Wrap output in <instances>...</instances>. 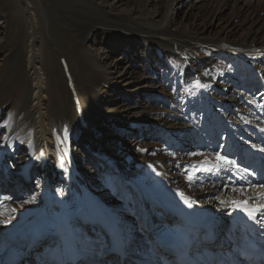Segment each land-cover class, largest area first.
<instances>
[{"label": "bare ground", "instance_id": "1", "mask_svg": "<svg viewBox=\"0 0 264 264\" xmlns=\"http://www.w3.org/2000/svg\"><path fill=\"white\" fill-rule=\"evenodd\" d=\"M54 1L75 5L94 22H100L80 29L65 52L44 40L26 0H0L6 24L0 48L6 51L4 63L9 71L0 85L10 80L14 87H25L17 124L0 147V264L10 251L26 249L33 230L43 226L50 213L65 207L72 208L68 217H72L74 241L86 260L98 255L104 264H119L100 225L105 222L118 231L130 256L154 264H175L153 242L154 221L167 218L161 205L145 196L147 187L155 182L177 200L190 196L194 202L203 201L218 210L222 214L221 236L228 227L225 218L233 213L237 199L264 205V188L251 183L245 173L247 164L264 148V0L210 3L209 13L220 15L229 8L232 18L244 28L236 42L223 37L210 39L204 31L197 33L195 24L192 32L169 30V22L162 31L156 30L162 23L140 31L142 42L161 52L170 50L185 62L181 76L192 80L193 93L183 88L180 99L172 102L170 91L160 80L144 75L127 90L133 103H113L107 109L100 98L106 93L104 88L115 89V85L93 77L90 66L101 73L105 68L88 54L83 41L92 29L106 28L104 22L111 17L92 0ZM12 11L18 14L17 23ZM198 47L212 52L206 65L219 63L215 64L220 73L217 81L207 80L195 66L187 64L188 53ZM58 53L66 54L64 64ZM63 65L69 75H63ZM148 69L146 63L145 74ZM140 86L147 91H140ZM154 98L164 102L167 116L162 119L153 112L151 124L138 125L136 132L141 137L151 131L153 138L165 145L167 154L161 157L165 168L157 159L131 148L127 143L130 135L121 127L124 123L118 122V118L136 121L140 108L146 106L144 100ZM12 102L13 92L0 107L9 111ZM25 119L29 120L30 137L21 144L10 136ZM75 144L94 165L98 160L90 151L102 159L105 165H97L98 174L89 173V164L80 157ZM168 153L177 156L173 167ZM218 154L232 163L219 160ZM198 167L205 173L197 172ZM32 170L39 174L35 180ZM97 175L105 180L98 182ZM26 253L25 261L18 264H64L58 242L51 236H45ZM122 264L134 263L124 259Z\"/></svg>", "mask_w": 264, "mask_h": 264}, {"label": "rangeland", "instance_id": "2", "mask_svg": "<svg viewBox=\"0 0 264 264\" xmlns=\"http://www.w3.org/2000/svg\"><path fill=\"white\" fill-rule=\"evenodd\" d=\"M92 1L98 3V8L104 10L105 13H108L111 17L110 20L104 22L103 26L106 28L103 30L92 29L83 41V45L88 54H90V56L92 55L94 60L105 68L103 73H101L96 68L90 66L89 68L93 73V77L101 82H110L115 85V89L110 87L104 88L106 93L102 94L100 102L105 109L110 107L113 103H117L118 105L128 101L133 103V100L128 99L127 90L134 88L135 86L133 85L136 81L141 76L144 77V75L145 77L153 76L155 79L160 80L162 86L166 87L168 92L170 91L169 94L173 97L172 102L180 99L183 88H187L189 93H193L192 80L188 77L181 76L185 62L179 57L171 55L170 50H163L161 52L155 46L151 44L147 45L145 42H142L140 38L142 33L140 31L147 30L151 25H158L161 23L162 26H159L156 30L162 31L164 25L169 22V30L192 32L194 31L193 28L195 24V29L198 30L196 31L197 33L204 31V34L210 39L223 37L229 42L238 41L242 35L241 33L244 31V28L240 27L238 22L232 18L229 8L220 15L207 11L210 3L213 1L219 2L220 0ZM26 2L36 16V23L42 32L44 40L55 48L60 47L63 52H65L66 46L68 47L70 42L73 43V41L77 39L80 29L84 30L89 25L95 24L96 22L100 23L99 21L94 22L91 16L87 17L86 14L80 11L75 5L68 6L66 3L56 2L54 0H26ZM11 15L17 23V12L12 11ZM4 18L5 13L0 5V44L5 39L6 24L5 20H3ZM211 24L212 26L209 27ZM155 37L152 39H155ZM159 38H165L164 40L169 43L172 42L171 38H167L163 35H160ZM117 41L120 42L117 43ZM68 50L66 51L67 53ZM5 54L6 51L0 48V79L9 73L4 63ZM211 54L212 52L206 48H195L188 53L189 60L187 64L189 66H195V71L198 69L200 74L207 80L217 81L220 73L217 71L215 64L218 65L219 63L215 62L214 64L206 65V58L210 57ZM58 56L61 58V61H63L62 64H64L66 54L58 53ZM146 63H149V69L145 74L144 65ZM63 71V75H69L64 65ZM6 85L11 86L9 87V89H11H7ZM140 87L142 88L143 86ZM141 88L139 89L140 91H147ZM4 90H6V92ZM12 92L13 102L11 109L5 111V109L0 107V124L2 123V125H0V147L5 141V136L10 134L17 124L18 109L25 97V87L22 85L14 87L13 82H10V80L2 86L0 85V106L6 99L7 94ZM195 92L198 95V91ZM144 101L146 102V106L142 109L140 108L136 121H132L128 118H118V122L124 123V126L121 127L130 135L127 143L131 148H135L139 155L157 159L158 164L164 167L166 166V161L163 163L161 157L164 153L167 154L165 145L155 140L153 135H151V131L143 133L141 137H137L136 132L138 125L144 123L149 126L151 124L153 112L159 113V117L162 119L167 116L166 111L163 109L164 102L157 98ZM131 107L137 108L134 107V105ZM92 117H94V115H92ZM111 125L114 129H117V124L115 122H112ZM29 137V120L25 119L19 123L18 128H16L15 132L10 136V139L17 140L18 143L22 144L27 142ZM74 148L80 151V157L83 159L85 158L86 162L89 164V173L95 172L98 174L99 168L97 165L102 162V159L97 154H94L93 151H90L89 153L94 155V159L96 158L98 160L97 164L94 165L80 146L75 144ZM208 149L212 153H215V149ZM17 154L16 156H20V153ZM168 155L170 156V165L173 167L177 160V156H172L169 153ZM104 165L105 163H103V166ZM32 171L33 179L35 180L39 177V174L35 170ZM197 172H200V170ZM201 173L203 174V172ZM103 180H105V178L97 175L98 182ZM112 181L114 185L118 184L115 179ZM118 196H120V193H118ZM213 201L215 202V200ZM201 202L210 205L209 203ZM220 205L225 206L221 203ZM94 250L97 251L98 249L94 248ZM85 257L87 256L85 255ZM98 257V255H94L91 257V260H86L83 264H104ZM42 259L44 262L48 261L45 256L44 258L42 256ZM122 263L123 261L121 263L119 262V264Z\"/></svg>", "mask_w": 264, "mask_h": 264}, {"label": "snow or ice", "instance_id": "3", "mask_svg": "<svg viewBox=\"0 0 264 264\" xmlns=\"http://www.w3.org/2000/svg\"><path fill=\"white\" fill-rule=\"evenodd\" d=\"M260 150L264 151V148H261ZM218 159L221 160V161H225L227 163H232L231 161H226V158L223 157V156H219V154H218ZM245 171H247V170H245ZM259 187L264 188V185H260ZM185 202L187 203V200ZM234 203H237L238 206H241V205H239V202H234ZM256 211H260V212L264 213V205H258L257 208L254 209L253 211L249 212L248 215L250 217H254Z\"/></svg>", "mask_w": 264, "mask_h": 264}]
</instances>
